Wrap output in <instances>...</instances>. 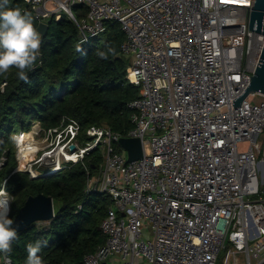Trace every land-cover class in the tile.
<instances>
[{
  "label": "built area",
  "instance_id": "obj_1",
  "mask_svg": "<svg viewBox=\"0 0 264 264\" xmlns=\"http://www.w3.org/2000/svg\"><path fill=\"white\" fill-rule=\"evenodd\" d=\"M25 1L39 22L67 14L84 43L106 22H119L126 34L121 48L131 59L127 79L140 87L128 103L134 126L126 135L92 125L80 141L81 123L68 117L58 127L36 122L39 130L16 134L17 141L40 131L55 136L60 152L48 168L58 170L103 150L98 172H88L86 194H109L113 203L101 222L106 242L84 264H137L138 257L217 264L223 249V264L231 257L239 264L240 254L247 264H264V93L237 107L233 101L264 48V34L249 30L255 0ZM80 4L88 11L77 18ZM122 137L141 138L144 156L129 161ZM146 229L152 238L144 237Z\"/></svg>",
  "mask_w": 264,
  "mask_h": 264
},
{
  "label": "trees",
  "instance_id": "obj_2",
  "mask_svg": "<svg viewBox=\"0 0 264 264\" xmlns=\"http://www.w3.org/2000/svg\"><path fill=\"white\" fill-rule=\"evenodd\" d=\"M15 8L31 16L38 31L40 22L25 0H0V11ZM74 11L80 18L88 9L80 4ZM40 36L38 58L25 70L26 81L16 69L0 75V191L10 196L12 220L30 195H51L54 206L59 205L51 220L19 232L10 251L0 252V264H6V257L10 264H27V246L37 243L44 264H84L86 254L106 242L101 222L113 203L109 194H86L88 172H98L103 150L98 147L83 162L67 163L48 175L44 173L50 168H44L33 177L18 169L14 135L30 131L36 122L45 130L58 127L65 117L81 123L80 141L92 125L126 135L134 126L128 103L139 96L140 87L127 79L131 59L121 48L126 34L119 22H106L104 32L84 43L77 24L63 14L50 20L47 34Z\"/></svg>",
  "mask_w": 264,
  "mask_h": 264
},
{
  "label": "clouds",
  "instance_id": "obj_3",
  "mask_svg": "<svg viewBox=\"0 0 264 264\" xmlns=\"http://www.w3.org/2000/svg\"><path fill=\"white\" fill-rule=\"evenodd\" d=\"M40 47L41 36L31 16L18 8L0 11V75L16 69L19 78L26 81L25 70L35 65ZM10 210L7 195L0 191V252L4 253L10 251L11 242L17 237ZM39 251L38 243L27 246V264H44Z\"/></svg>",
  "mask_w": 264,
  "mask_h": 264
},
{
  "label": "water",
  "instance_id": "obj_4",
  "mask_svg": "<svg viewBox=\"0 0 264 264\" xmlns=\"http://www.w3.org/2000/svg\"><path fill=\"white\" fill-rule=\"evenodd\" d=\"M50 25L49 22H40L38 32L46 35ZM249 30L264 34V0H255L250 10ZM247 73V72H246ZM250 74V73H249ZM251 80L244 92L235 98L234 107L240 106L241 102L251 93H264V48L260 55L259 63L254 72L250 74ZM121 145L128 151V160L140 159L144 156V145L139 137H122ZM75 149V145L71 146ZM55 216L54 198L51 195L39 193L30 195L15 215L13 227L17 234L27 226L38 221L51 220Z\"/></svg>",
  "mask_w": 264,
  "mask_h": 264
},
{
  "label": "rangeland",
  "instance_id": "obj_5",
  "mask_svg": "<svg viewBox=\"0 0 264 264\" xmlns=\"http://www.w3.org/2000/svg\"><path fill=\"white\" fill-rule=\"evenodd\" d=\"M254 97H255V95L254 96L251 95L249 98L252 100V99H254ZM35 128L39 130V128H40L39 124L33 125L32 131L35 130ZM20 140L17 141V136L14 135V142H15V145L17 148L16 149L17 150V158H18V163L20 165V166L18 165L20 167L19 169H24V168L30 169L32 167V169H34V170H38V169L43 170L44 168H48V166H50L49 164H52V163L57 161L58 152H60L59 151L60 150V144L58 143V139L55 136H53L50 139H46V137L40 131V132H38V134L35 135V137L30 136L28 142H26L25 145H23ZM51 142H54V144H52ZM27 143H29V144H27ZM28 145L35 146L36 150L34 152H32L31 153L32 155L30 156V158L28 160H26V158H27L26 155L24 156V159L21 158V152H22L21 148L26 147ZM54 148H55V151L53 153H48ZM5 194L7 195L8 199L10 201V196H9L7 191L5 192ZM58 205H59V202H56L55 208L58 207ZM150 227L151 226H149L148 228H150ZM144 237L152 238L148 229L145 230ZM231 246L232 245L231 244L229 245V243H228V247H231ZM226 250L227 249H223V251L219 257V263L218 264H220L221 260H222V264H223V258L225 256ZM236 261H237L236 257H231L230 264H235ZM253 261H255V260H253ZM136 263L137 264H149L148 260L145 257H138L136 260ZM238 263L239 264H247L246 257L243 256L242 254H240L238 256Z\"/></svg>",
  "mask_w": 264,
  "mask_h": 264
},
{
  "label": "bare ground",
  "instance_id": "obj_6",
  "mask_svg": "<svg viewBox=\"0 0 264 264\" xmlns=\"http://www.w3.org/2000/svg\"><path fill=\"white\" fill-rule=\"evenodd\" d=\"M26 136H24L23 138H21V143L23 144V145H25L26 144V142H28V140L26 141ZM27 144H29V143H27ZM36 150V147L35 146H26V147H22L21 148V158H23L24 159V156L26 155V160H28L29 158H30V156L32 155L31 153L32 152H34ZM25 160V161H26ZM24 161V162H25ZM55 170H58V166H54V167H52V168H50L48 171H46V173H44V175H48V174H52V173H54L55 172ZM3 192H6V191H3Z\"/></svg>",
  "mask_w": 264,
  "mask_h": 264
}]
</instances>
